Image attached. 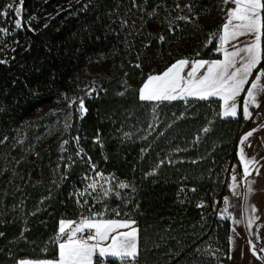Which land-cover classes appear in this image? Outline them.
Wrapping results in <instances>:
<instances>
[{
  "label": "trees",
  "instance_id": "obj_1",
  "mask_svg": "<svg viewBox=\"0 0 264 264\" xmlns=\"http://www.w3.org/2000/svg\"><path fill=\"white\" fill-rule=\"evenodd\" d=\"M33 2L23 0V20ZM224 9V0H79L36 32L23 26L0 63V264L55 259L60 221L80 217L76 189L101 217L137 221L138 256L124 264L228 260L231 223L214 213L243 120L222 119L216 99H139L174 62L221 58L213 34ZM259 69L264 58L253 77ZM97 176L107 179L99 194L89 187Z\"/></svg>",
  "mask_w": 264,
  "mask_h": 264
},
{
  "label": "snow or ice",
  "instance_id": "obj_2",
  "mask_svg": "<svg viewBox=\"0 0 264 264\" xmlns=\"http://www.w3.org/2000/svg\"><path fill=\"white\" fill-rule=\"evenodd\" d=\"M232 3L234 8L227 12V20L222 25V33L213 34L218 39L219 46L216 51L223 53L222 60L190 62L181 59L171 64L161 74L150 75L139 90L141 101H172L185 99L186 96H195L201 100L219 97L224 102V117L237 116V97L245 92L244 86L248 84L242 102L244 118L250 119V106L260 107L257 97L264 94V69H259L249 83L253 70L261 63V33L264 30V0H224ZM23 5V0H20ZM13 9V5L7 6ZM15 15H21V7L14 8ZM7 15L0 10V16ZM17 28L21 26V19L15 20ZM242 36H251L252 42L237 47L233 42ZM162 39V38H161ZM226 45H231L229 51ZM5 61L0 60V63ZM190 70L185 73V68ZM199 69L205 71L197 75ZM80 108L84 111L81 101ZM207 131V129H205ZM255 131V130H253ZM253 134L248 132L242 137L240 144ZM240 160L243 163V178L251 175L250 165H255L253 159H246L243 147L240 148ZM258 171V169H257ZM233 181L236 177H232ZM95 189V183L89 185ZM120 187H125L121 184ZM249 192L251 187H249ZM234 194H237L234 192ZM227 203V198H225ZM227 210V209H225ZM134 221L103 220L85 217L78 223L60 221L59 233L63 238L59 242V254L56 261L41 262V264H107L109 259L118 260L119 264L135 260L137 256V229L133 227ZM251 223V221H249ZM129 229V231H120ZM87 233V234H85ZM110 241L106 245L103 242ZM264 252V249H261ZM253 255L256 254L255 245H252ZM95 258V260H94ZM264 258V257H261ZM22 264H30L25 261Z\"/></svg>",
  "mask_w": 264,
  "mask_h": 264
},
{
  "label": "crops",
  "instance_id": "obj_3",
  "mask_svg": "<svg viewBox=\"0 0 264 264\" xmlns=\"http://www.w3.org/2000/svg\"><path fill=\"white\" fill-rule=\"evenodd\" d=\"M235 5L232 3H225V21L227 20V12L229 9L234 8ZM223 23V24H224ZM222 33V30H221ZM262 35V33H261ZM251 36H242L239 40L234 41L233 43L239 47L242 44H247L252 42ZM229 51H232L233 48L231 45H226ZM221 58L223 59V53H221ZM190 62L198 61L199 59H188ZM203 61H215V60H203ZM175 63V62H174ZM190 70L189 68H185V73ZM255 70V69H254ZM253 70V71H254ZM205 71V69H199L197 75L199 76ZM254 79L253 75L249 78V83ZM248 84L244 86L245 92H242L239 97H237V116L236 117H224L222 115L224 111V102L219 97H211L210 99L219 100V115L222 119H237L241 118L244 124L239 131V134L235 143V159L232 162L230 175L231 177H236L235 186L241 191V193L237 194L242 197V202L239 207L231 208L233 210V214L229 217V221L231 223L230 227V254L229 258L226 262H222L220 264H264V262L258 257L257 252L253 255L252 245L253 239L257 242L258 250L264 256V252L261 249H264V120L257 123H252L250 125H246V119L243 116L242 112V102L244 95L246 94ZM141 89V88H140ZM182 100V99H176ZM186 100H201L195 96H186L183 101ZM262 100V94L258 95L257 102L260 103ZM175 101V100H172ZM255 130V131H253ZM252 131L253 134L248 138L247 141L243 145L240 144L242 137H244L248 132ZM243 147L244 154L246 159H253L256 163L255 165L249 166V171L251 175H249L246 180L243 178V163L240 160V148ZM258 169V171H257ZM232 179V178H231ZM249 187H251V191L249 192ZM85 217H78L75 220H63L65 222L71 221L78 223L81 219ZM103 220H109L110 218H101ZM111 220H119V221H134L135 223L132 225L137 229V253L138 249V224L134 219H111ZM251 221V223H249ZM60 224V223H59ZM120 231H129V229H120ZM63 238L60 236L59 229L56 234V242L59 245ZM105 245L110 243V241L103 242ZM59 247L57 251V257L52 260H21L18 264H22V262L28 261L30 264H41V262L46 261H56L58 259ZM138 256V254H137ZM136 256V257H137ZM131 259V258H130ZM95 260V258H94Z\"/></svg>",
  "mask_w": 264,
  "mask_h": 264
},
{
  "label": "rangeland",
  "instance_id": "obj_4",
  "mask_svg": "<svg viewBox=\"0 0 264 264\" xmlns=\"http://www.w3.org/2000/svg\"><path fill=\"white\" fill-rule=\"evenodd\" d=\"M78 1L79 0H60L59 2H57L51 6L48 4L45 5V3L47 2L46 0H44V1L43 0H34L33 7L29 11L28 16L26 17V20H23L22 5H20V0H11V2L9 4L13 5V9H9L7 7L6 11H5L7 14H9L8 19L10 22H9V26L7 27V29H5V36H6L7 40H6V43L4 44L5 45L4 48L0 52L1 53L0 54L1 60L3 61L5 59H7L8 57H10L12 55V53L16 50V47H17L16 36L18 35L19 32L22 31V28L24 25L30 31L36 32V31L42 29L43 27H45L48 24V22L54 16H56L63 8L69 7ZM17 6L21 7V15L19 17H17L15 15V12H14V8ZM17 18L21 19V26L19 28H17L15 25V20ZM146 81H147V79H146ZM142 86H141V88H142ZM84 111H82L80 108L81 114H83ZM19 149H20V143H18L16 145L15 153H18ZM230 170H231V166H230ZM230 170L228 172V182L226 185V192H227L228 196H233V195H237V194L241 193V191L235 186L237 181H233V179H231L232 177L230 175ZM234 192L237 194H234ZM223 209H224V211H226L227 219L229 220V217H231L233 214V210L231 208L229 209L227 207H224ZM225 209H227V210H225Z\"/></svg>",
  "mask_w": 264,
  "mask_h": 264
},
{
  "label": "built area",
  "instance_id": "obj_5",
  "mask_svg": "<svg viewBox=\"0 0 264 264\" xmlns=\"http://www.w3.org/2000/svg\"><path fill=\"white\" fill-rule=\"evenodd\" d=\"M261 83L264 84V78L261 79ZM259 105L260 107L250 106L249 110L252 115L250 119H247L246 125L261 122L264 120V94H262V100ZM94 183L96 185V188L92 189V193L99 194L101 188L107 183V179L101 176H97L94 180ZM74 196L79 204L80 217L82 216L95 219L102 218L99 213L100 203L92 201L91 196L87 193V191L82 189H76L74 190ZM225 198H227V203H225ZM241 202L242 197L240 195L228 196L227 193L221 194L217 207L215 209L214 216L220 219H227V213L226 211H224L223 208H237L240 206ZM114 204L115 207H117L118 209L121 205V200H115ZM199 205L202 206L204 205V203L201 201Z\"/></svg>",
  "mask_w": 264,
  "mask_h": 264
}]
</instances>
